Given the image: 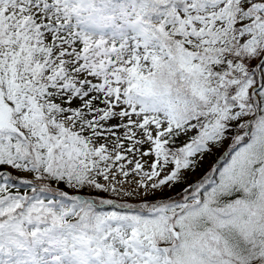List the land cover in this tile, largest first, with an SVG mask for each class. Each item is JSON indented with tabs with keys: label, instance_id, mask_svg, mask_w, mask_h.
<instances>
[{
	"label": "snow or ice",
	"instance_id": "1",
	"mask_svg": "<svg viewBox=\"0 0 264 264\" xmlns=\"http://www.w3.org/2000/svg\"><path fill=\"white\" fill-rule=\"evenodd\" d=\"M0 264H264V0H0Z\"/></svg>",
	"mask_w": 264,
	"mask_h": 264
}]
</instances>
